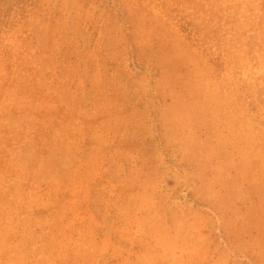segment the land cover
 Returning a JSON list of instances; mask_svg holds the SVG:
<instances>
[{"label":"rangeland","instance_id":"obj_1","mask_svg":"<svg viewBox=\"0 0 264 264\" xmlns=\"http://www.w3.org/2000/svg\"><path fill=\"white\" fill-rule=\"evenodd\" d=\"M0 264H264V0H0Z\"/></svg>","mask_w":264,"mask_h":264}]
</instances>
